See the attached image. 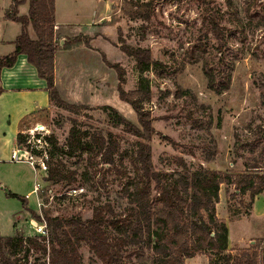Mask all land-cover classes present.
<instances>
[{"label":"rangeland","instance_id":"374dc122","mask_svg":"<svg viewBox=\"0 0 264 264\" xmlns=\"http://www.w3.org/2000/svg\"><path fill=\"white\" fill-rule=\"evenodd\" d=\"M56 2L59 19L72 24L61 30L56 27L61 43L55 58L56 86L64 101L84 108L74 112L51 105L24 123L22 131L30 144L45 154V158L34 157L37 171L29 163H8L10 154L0 155L1 237L38 235L32 220L38 222L30 211L42 217L81 216L86 220L93 216L94 208L109 203L116 213L124 212L128 202L124 186L135 176V165H140L136 160L138 139L123 127H113L101 107L111 106L138 124L136 112L120 100L118 88L122 84L126 92L135 91L141 79L151 89L152 98L144 107L154 118L150 145L154 170L161 177L178 179L180 159L192 171L204 168L230 173L258 163L264 174V0ZM132 3L142 5L143 11L154 8L151 21L132 20L129 14L136 9ZM28 10L26 3L20 14H28ZM211 20L219 25L217 35L209 30ZM123 46L149 50L160 65L141 74L136 61L122 51ZM206 66L221 81L231 76L228 91L217 95L209 89ZM74 121L82 131L115 135L119 172L104 170L99 157L87 153L68 157L61 151ZM51 136L56 147L38 140ZM23 153L29 155L26 150ZM49 160L53 165L63 161L77 171L79 182L74 186L46 183ZM40 161L46 163V170ZM82 183L80 195L74 188ZM37 184L39 194L26 197ZM225 190L228 200L223 199L216 208L232 231L228 253L256 249L259 264H264V195L255 201L254 213L249 196L230 199L235 188ZM8 193L26 197L30 211ZM81 251L84 264H99L86 245ZM37 258L32 256L29 262L34 264Z\"/></svg>","mask_w":264,"mask_h":264},{"label":"trees","instance_id":"16d2710c","mask_svg":"<svg viewBox=\"0 0 264 264\" xmlns=\"http://www.w3.org/2000/svg\"><path fill=\"white\" fill-rule=\"evenodd\" d=\"M26 3H29L28 15L20 16L19 9ZM132 4L136 8L129 14L132 20L151 21L154 8L150 6L152 9L143 11L142 5ZM6 18L19 23L21 33L14 43L15 51L0 59V84L3 69L13 68L19 56L25 55L39 78L46 82L51 105L74 112L83 109V106L64 101L56 86L55 58L61 45L56 34V0H13ZM210 24L209 30L217 35L219 25L212 20ZM31 28L34 38L30 34ZM73 42L77 43V40ZM122 51L136 61L141 74L160 65L152 59L149 50L123 46ZM207 66L205 74L209 78V89L217 95L228 91L231 76L227 75L226 80L221 81L220 76ZM120 81L123 82L122 77ZM121 85L119 98L132 106L138 124L111 106H103L101 110L113 127H123L138 139L136 160L140 165H135V176L124 186L123 192L128 197L124 212L116 213L114 207L106 203L94 208L93 216L86 220L81 216L42 217L30 211L26 197L8 193L9 197L20 199L38 223L47 222L50 238L47 241L38 235L25 237L18 233L12 237L0 236V264H32L29 262L32 256H39L34 264H84L81 250L85 245L99 264H186L198 255H207L209 264H259L260 255L256 249H245L237 255L228 253L229 229L226 221L218 217L216 206L220 202L221 186L226 185L235 188L230 199L249 196L252 207L256 197L264 193L262 167L254 163L238 173L204 168L192 171L180 159L182 173L178 179L161 177L154 170L150 145L155 134L154 118L144 107V102L152 98L151 89L142 79L132 92H126ZM2 93L0 87V95ZM38 138L57 146L54 136ZM16 142L30 157L45 158L44 152L33 147L23 132L17 135ZM60 149L68 157L84 153L99 157L104 170L119 172L115 159L119 143L113 133L82 131L74 121ZM50 157L53 160L52 152ZM51 160L44 178L46 183L74 186L79 182L77 171L69 169L63 161L53 165ZM78 189H84L83 183L74 188Z\"/></svg>","mask_w":264,"mask_h":264},{"label":"crops","instance_id":"0c3cea01","mask_svg":"<svg viewBox=\"0 0 264 264\" xmlns=\"http://www.w3.org/2000/svg\"><path fill=\"white\" fill-rule=\"evenodd\" d=\"M12 3L13 0H5L4 4L0 0V4H2V6H0V59L15 51L14 43L21 33V25L6 18V13L11 8ZM21 7L19 9V15L27 16L28 14H20ZM56 22L58 28L57 30L67 28L72 25L69 22L59 19L57 2ZM30 34L33 38L35 37L32 28L30 29ZM56 34H58V31ZM56 74L57 65H55V75ZM0 87L3 89V93L0 95V155L10 154L8 163H29L37 171L35 166L30 162V156L28 155V157L25 153H23V150L18 148L16 138L20 132H23L22 128L26 121L34 117L37 113L50 108L51 104L49 100V93L47 91V84L44 80L39 78L36 68L28 62L27 57L25 55H21L13 68L3 69L1 73ZM37 185L31 192L27 193L26 197L35 193L39 194V191H36ZM226 188H228L226 185L221 186L220 202L223 199L226 202L228 200L225 190ZM263 195L264 193L257 196L255 201ZM253 205L255 213V204ZM219 218L225 220L227 225H229L227 218ZM32 221L36 224L34 220ZM231 243L232 231L229 227V246ZM237 244L238 243H235L234 245ZM240 244V248H249ZM205 263L209 264V258L207 255H198L186 262V264Z\"/></svg>","mask_w":264,"mask_h":264},{"label":"built area","instance_id":"2783aa9c","mask_svg":"<svg viewBox=\"0 0 264 264\" xmlns=\"http://www.w3.org/2000/svg\"><path fill=\"white\" fill-rule=\"evenodd\" d=\"M30 162L32 163V165L35 164V161H34V158L33 157H30ZM39 164L42 167V169H44V170L47 169L46 163L44 161H40ZM82 190L83 189H78V190H74V191L75 192H79V191L82 192ZM36 191H40V184L37 185ZM35 230H36L38 236H41V237L46 238L47 241L49 240V238H50V232H49V227H48L47 222L44 221L42 223H36L35 224Z\"/></svg>","mask_w":264,"mask_h":264}]
</instances>
